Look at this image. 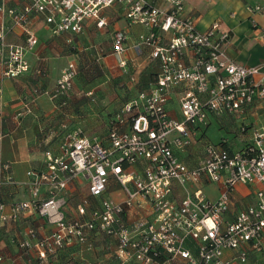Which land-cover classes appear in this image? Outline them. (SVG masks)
I'll return each instance as SVG.
<instances>
[{
  "label": "built area",
  "instance_id": "obj_1",
  "mask_svg": "<svg viewBox=\"0 0 264 264\" xmlns=\"http://www.w3.org/2000/svg\"><path fill=\"white\" fill-rule=\"evenodd\" d=\"M159 1L26 0L11 6L0 0V79L30 71L27 54L38 43V21L52 36L68 37L71 43L88 24L105 28L103 11L117 4L125 5L129 26L146 29L135 53L148 50L151 62L158 64L155 82L122 104L103 139L66 119L59 152H45L44 172H28L24 184L30 200L10 206L0 200V228L27 212L54 227L45 236L29 228L19 241L26 255L41 264H61L58 256L71 246H79L81 255L94 251V235L112 242V264H248L251 255L264 253V126L253 130L241 150L202 137L211 115L243 112L264 99V65L236 62L226 48L230 32L217 21L199 30L184 0ZM251 11L264 13V4ZM16 31L24 43L7 41ZM127 40L124 31L113 37V53L123 71L128 68ZM77 75V63L70 62L54 88L35 89L31 101L44 94L53 101L66 96ZM174 102L180 118L169 109ZM196 143L201 154L191 163L185 153ZM81 178L88 194L76 207L77 217L68 219L67 190ZM212 184L221 186L216 199L204 192ZM239 185L254 189L253 201L233 214ZM81 264L106 263L84 258Z\"/></svg>",
  "mask_w": 264,
  "mask_h": 264
},
{
  "label": "crops",
  "instance_id": "obj_2",
  "mask_svg": "<svg viewBox=\"0 0 264 264\" xmlns=\"http://www.w3.org/2000/svg\"><path fill=\"white\" fill-rule=\"evenodd\" d=\"M25 1L8 0V4L11 6L19 5ZM147 1L154 5H160L161 3L159 0ZM184 3L186 13L194 17L199 30L205 31L217 21L221 23L223 29L230 32L231 40L226 48L236 62L254 66L264 65V38L262 36L264 13L251 11L254 6L264 4V0H184ZM118 8L122 10V18L113 27L116 30L115 33L124 31L128 37L127 70L131 62L143 55H146L148 61L151 62L148 50H145L139 56L133 49L138 36L145 33L146 29L139 25L129 26L124 4H117L103 11V15L108 21V25L105 28L111 27L112 17L110 14L116 13ZM91 29H95V31L102 30L98 29L95 24H88L82 34L72 37V42L68 43V37L52 36L46 26L38 21L35 24L38 43L27 54V59L31 66L30 71L18 78L0 79V200L8 206L30 200L28 185L24 184V182L29 181L28 172H44L46 170L45 152L48 150L54 153L59 152V146L64 134L61 123L67 119L70 125L80 126L79 120L85 123H89L91 120V116L79 119L80 117H77L78 115L69 109L62 111L57 107L56 101L51 100L45 94L35 98L34 102L31 101L35 97V89L50 91L54 88L62 70L65 68H61L64 61L61 58L69 55L67 52L69 47L71 46L72 49L76 48L75 45H78L77 39ZM7 41L22 44L24 43V37L20 31H16L7 35ZM87 49H89L92 59L96 57L99 63L105 62L111 57H114L118 63V58L113 53V39L110 53H105L104 49L98 45H92ZM261 101L264 102V99H257L255 102ZM253 104L245 108L243 112L233 115H211L207 126L202 130V137L205 140L212 141L208 136L209 130L220 129V120H234L243 131L240 139L245 142L244 146H246L252 139V133L255 129L253 124L260 123L264 126V110H262L264 109V103L256 107ZM170 106L174 116L180 118L177 111L178 104L174 102ZM258 114L259 117H255ZM64 115H66V118H64ZM107 119L106 123L108 124ZM246 129L247 132L245 131ZM85 131L89 134L87 130ZM221 142H225L233 150L242 149L234 147V144L228 140H221L218 143ZM194 148L201 149L200 144L196 143L190 150ZM190 150L185 153V159L189 162L191 160L190 154H192ZM9 179H12L15 184L9 183ZM215 186L219 195L221 186ZM111 189H117L114 182L111 183ZM253 190V188L245 185L238 186V203L232 208L233 214L242 206L253 201ZM67 193L69 205L66 208V214L68 219H72L77 217V205L88 194V184L81 178L69 187ZM42 195L43 197L47 195L45 190L42 191ZM227 216L229 218L232 214ZM29 228H34L39 236H45L54 227L49 225L45 218L33 212L21 215L16 222L3 224L0 228V253L5 257L3 264L33 263L20 254L17 244L18 241L26 236ZM92 241L95 244L94 251L82 252L81 255L79 249L76 246H72L63 252V260L66 261L70 256H74L79 262L87 258L90 260H102L106 264H112L108 259L109 243L112 244V242H108L102 235L92 236ZM257 262L264 264V253L251 255L248 264Z\"/></svg>",
  "mask_w": 264,
  "mask_h": 264
},
{
  "label": "rangeland",
  "instance_id": "obj_3",
  "mask_svg": "<svg viewBox=\"0 0 264 264\" xmlns=\"http://www.w3.org/2000/svg\"><path fill=\"white\" fill-rule=\"evenodd\" d=\"M110 16L112 17L110 28H104L101 31H95V29L87 30L85 34L77 39L78 45H75L76 48L72 49L71 46L69 47L67 52L70 57L66 55L61 58L64 60L61 68L66 67L72 61L77 63L81 70V74L77 77L74 87L69 93V106H67V109L77 114V117H80L79 119L91 116L89 123L79 120V125L87 130L92 137L99 139H103L107 134V116V121L109 122L122 104L134 98L138 94L139 89L152 80L158 70V64L148 61L146 55L131 62L127 71L119 68L114 57L100 64L93 62L89 49H87L90 46L98 45L104 49L105 53L112 51L110 48L116 31L113 25L122 18V10L118 8L116 13L110 14ZM86 91H92L93 95L86 97ZM263 103V101L255 102L253 106L256 107ZM170 108L171 106H169ZM102 114H104L103 117ZM255 117H259V114ZM261 126L263 125L260 123L253 124L255 128ZM245 131L247 132V129ZM242 135L241 127L234 120H220V129L214 128L208 131V136L214 143L228 140L237 148L244 147L245 142L240 139ZM191 152L190 162L195 163L201 154V150L194 148L190 150ZM204 192L210 199H215L218 196V191L214 184L205 187Z\"/></svg>",
  "mask_w": 264,
  "mask_h": 264
},
{
  "label": "trees",
  "instance_id": "obj_4",
  "mask_svg": "<svg viewBox=\"0 0 264 264\" xmlns=\"http://www.w3.org/2000/svg\"><path fill=\"white\" fill-rule=\"evenodd\" d=\"M93 62L94 63H97V64H100L99 63V61H98V59H96V57L93 59ZM81 74V70H80V68H79V66H78V75H77V77L79 76ZM156 74H157V72L155 73V75H154V77L152 78V80H150L145 86H143L141 89H139V91H138V93L140 92V91H143V90H147L149 87H150V85H152L154 82H155V80H156ZM77 77H76V79H77ZM76 79H75V82H76ZM75 82H74V84H75ZM87 92H89V91H86L85 92V96L86 97H91V96H87L86 95V93ZM70 93V92H69ZM69 93L66 95V96H64V97H62V98H60V99H58V100H56V105H57V107H59L62 111H65L66 109H67V106H68V104H69ZM65 117L64 118H66V115H64ZM112 119V118H111ZM110 119V120H111ZM66 120V119H65ZM64 120V121H65ZM110 120H109V122H110ZM109 122H108V130H109ZM63 123V122H62ZM62 131L64 132V130L62 129ZM107 133H108V131H107ZM23 239V238H22ZM21 239V240H22ZM20 242L18 241L17 242V244H18V247H19V249H20V254L24 257V258H26V260H29V261H31V262H33L32 264H41L40 263V261L39 260H37V259H35L34 257H31V256H28V255H26V253H25V250L24 249H22V248H20V244H19ZM72 247V246H71ZM69 248V247H68ZM76 248H78V249H80V247L79 246H76ZM63 254V253H62ZM62 254L60 253V255L58 256V258H59V262L61 263V264H78V263H81V262H79V261H77V258H73L72 256H70L66 261H64L63 260V258H62ZM2 256H3V258H4V261H5V257H4V255L2 254ZM30 262V263H31Z\"/></svg>",
  "mask_w": 264,
  "mask_h": 264
}]
</instances>
